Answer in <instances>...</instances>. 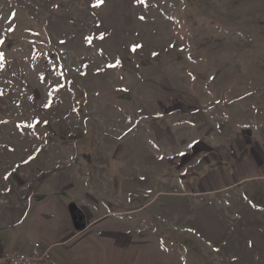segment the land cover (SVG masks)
Returning a JSON list of instances; mask_svg holds the SVG:
<instances>
[{"label": "rangeland", "instance_id": "1", "mask_svg": "<svg viewBox=\"0 0 264 264\" xmlns=\"http://www.w3.org/2000/svg\"><path fill=\"white\" fill-rule=\"evenodd\" d=\"M41 156L121 213L95 264H264V0H0V199Z\"/></svg>", "mask_w": 264, "mask_h": 264}, {"label": "crops", "instance_id": "2", "mask_svg": "<svg viewBox=\"0 0 264 264\" xmlns=\"http://www.w3.org/2000/svg\"><path fill=\"white\" fill-rule=\"evenodd\" d=\"M50 158L36 159L37 167L30 166L32 178L14 175L15 181L10 179L7 188L15 193L9 191L6 202L0 199V254L11 249L30 252L38 242L50 249L63 247L60 254L67 257L62 264H83L88 254L95 264L104 259L102 240L110 234L114 238L113 218L121 213L113 209L101 216L94 208L90 210L89 201L94 207L102 204L97 194L105 192V185L90 183L86 170L76 171L73 163L57 166V159ZM106 184L115 194L117 188Z\"/></svg>", "mask_w": 264, "mask_h": 264}, {"label": "built area", "instance_id": "3", "mask_svg": "<svg viewBox=\"0 0 264 264\" xmlns=\"http://www.w3.org/2000/svg\"><path fill=\"white\" fill-rule=\"evenodd\" d=\"M0 264H58L52 255L51 249L34 243L30 252L8 250L0 254Z\"/></svg>", "mask_w": 264, "mask_h": 264}, {"label": "trees", "instance_id": "4", "mask_svg": "<svg viewBox=\"0 0 264 264\" xmlns=\"http://www.w3.org/2000/svg\"><path fill=\"white\" fill-rule=\"evenodd\" d=\"M73 212L75 213L74 209H73ZM75 215H76V213H75Z\"/></svg>", "mask_w": 264, "mask_h": 264}]
</instances>
